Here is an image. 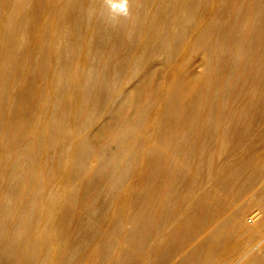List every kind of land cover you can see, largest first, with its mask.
Masks as SVG:
<instances>
[{"label":"rangeland","instance_id":"374dc122","mask_svg":"<svg viewBox=\"0 0 264 264\" xmlns=\"http://www.w3.org/2000/svg\"><path fill=\"white\" fill-rule=\"evenodd\" d=\"M125 1L113 0L115 24L72 36L83 74L59 84L89 99L61 104V128L77 120L79 151L65 161V140L56 152L52 208L36 199L51 167L36 179L0 264H264V0H149L119 29ZM96 53L116 54L113 68Z\"/></svg>","mask_w":264,"mask_h":264},{"label":"bare ground","instance_id":"6f19581e","mask_svg":"<svg viewBox=\"0 0 264 264\" xmlns=\"http://www.w3.org/2000/svg\"><path fill=\"white\" fill-rule=\"evenodd\" d=\"M25 1L27 2L26 4ZM135 2L136 0H127V3L125 1L126 6L123 15L120 17L119 25L117 24L119 29H124L128 24H136L148 14L149 7L147 9L145 6L148 5L145 4L149 3V0H141L140 9L133 16L131 10H133ZM116 3L113 0L111 3L109 0H0V219H3V226L0 229V232L1 230L3 232V235L0 236V249L7 247L6 239L15 229L14 219L19 220L18 217L25 214V210L30 207L29 205L32 201L35 202L36 199L40 201L42 196L47 200L48 204L50 203L51 208L58 201L59 187L56 182L58 167L54 160L56 152L64 146L63 143L67 140L66 149H68V156L65 160L67 161L74 156L76 151H79L80 147L79 142L76 140L80 132L77 120L70 122L66 127L64 126V129L61 128L62 120L67 116V113L62 110L63 108L61 109V104L68 108L76 101L84 102L89 99L88 93L83 89L81 90L84 92L80 90L81 86L79 88L76 87L75 90H67L65 86L59 84V79L65 71L71 75L72 82H76L81 78L83 74L82 62L85 60V56L77 53L79 52L77 51V43L75 44L72 36L77 31L81 34L88 30L86 40L88 41L97 30H102H100L101 24L107 21L111 22L114 18L112 17L115 11L113 5ZM25 8L28 10L27 12ZM31 11H34L33 14H37V16L26 15V13ZM117 16L115 17L118 20ZM110 17H112L111 20L109 19ZM114 20L112 21L113 23L111 22L112 24H115ZM30 23L33 24L32 32L30 34L27 31L30 35L27 36L25 42L26 31L24 29ZM93 25L94 27H92ZM103 27L107 28L104 25ZM109 29L112 30L114 28L111 27ZM260 29V33L263 34L264 25ZM104 31L105 33L101 34L102 39L110 36L108 35L109 30L108 32L106 29ZM79 32L77 33L79 34ZM112 32L114 33V31ZM75 36L74 38L79 37L77 34ZM117 36L120 37L121 35ZM75 41L77 42V40ZM85 42L83 44L87 43ZM261 52L262 57L260 58L262 60L264 58V43ZM94 55L97 56V61L100 59L105 61L104 68H101L103 72L113 68L116 54L101 55L96 53ZM94 66L98 67L96 64ZM13 68L16 70V74H10ZM252 74L256 73L253 71ZM101 77L104 78L105 74ZM97 82L98 77H94L91 81V86L96 90ZM100 82L99 84H102V79ZM66 84H69V82ZM88 91L90 92V90ZM250 93L248 97H251ZM29 107L34 111L32 115L29 114ZM107 111H109V108L105 109V112ZM216 124L223 131V128H225L224 120L220 116L217 117ZM65 163L64 167L66 166L67 168L68 162ZM25 164H27L26 171ZM47 167H51L52 176L47 181L48 186L47 188L45 187V191L43 190L44 192H41L40 197L35 199L34 193L37 190L34 189L35 192H33V186H37L36 179L39 176L41 177V173ZM38 182L40 184V179ZM39 190L36 195L39 194ZM10 218H13L12 222ZM59 221L61 222V220ZM61 227L64 229L66 225L63 224ZM55 232L58 231L56 230ZM69 232L67 231L65 234ZM62 233L61 230V235ZM37 236L41 238L38 234ZM56 236L58 235L56 234ZM36 241L38 240L36 239ZM63 245L65 244L63 243ZM37 246L39 247V245ZM3 253H1V256ZM261 257L263 256L261 255ZM251 260L253 259L251 258Z\"/></svg>","mask_w":264,"mask_h":264},{"label":"clouds","instance_id":"9594fccd","mask_svg":"<svg viewBox=\"0 0 264 264\" xmlns=\"http://www.w3.org/2000/svg\"><path fill=\"white\" fill-rule=\"evenodd\" d=\"M109 2L111 3V0H109ZM113 7H115V5H113ZM119 7L123 11L125 9V4L121 3Z\"/></svg>","mask_w":264,"mask_h":264}]
</instances>
